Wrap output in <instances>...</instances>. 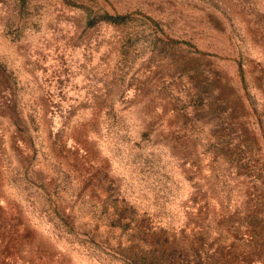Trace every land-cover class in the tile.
Masks as SVG:
<instances>
[{
    "label": "rangeland",
    "instance_id": "374dc122",
    "mask_svg": "<svg viewBox=\"0 0 264 264\" xmlns=\"http://www.w3.org/2000/svg\"><path fill=\"white\" fill-rule=\"evenodd\" d=\"M0 264H264V0H0Z\"/></svg>",
    "mask_w": 264,
    "mask_h": 264
}]
</instances>
